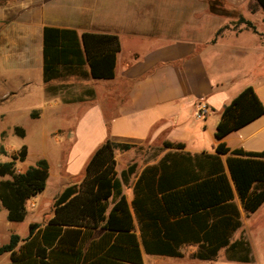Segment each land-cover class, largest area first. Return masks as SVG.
<instances>
[{
    "label": "crops",
    "instance_id": "0c3cea01",
    "mask_svg": "<svg viewBox=\"0 0 264 264\" xmlns=\"http://www.w3.org/2000/svg\"><path fill=\"white\" fill-rule=\"evenodd\" d=\"M44 27L73 30L78 36H116L119 51L114 77L96 80L72 75L44 82ZM1 41H7L12 49L4 63L17 65L9 70L20 72V79L25 77L28 86L35 83L37 87L34 95L39 104L31 109L33 119H44L49 108L79 113L73 131L63 139L68 145L63 161L53 166L41 158L48 164L43 192L48 186L55 190L52 200L32 214L29 224H44L53 217L54 198L64 188L82 182L89 158L110 140L132 146L116 152L115 169L121 182L125 174L123 193L134 218L142 264H264V254L256 253L248 225L264 203L248 216L238 205L241 231L252 249L251 263L227 261L224 250L214 261L198 260L193 258L197 250L194 244L180 246L179 257L148 254L141 244L132 205L134 187L144 169L176 151L164 148L163 142L182 143V152L191 155L214 154L218 144L214 133L225 105L251 86L264 106V10L256 0H0ZM85 70L88 72L87 66ZM199 100L210 109L203 119L195 117ZM49 117L59 120L57 113ZM53 137L55 143L60 142ZM41 142L45 144L46 139L42 137ZM223 142L230 151L264 150V113ZM148 146H155L158 152L152 158L140 159L141 148ZM136 149H141L138 158ZM226 157L220 155L224 165ZM28 167L16 168L23 172ZM40 196L27 201L30 208L36 207L33 199ZM0 213L4 217L0 226L10 236L12 223L3 208ZM24 234L20 237L27 232Z\"/></svg>",
    "mask_w": 264,
    "mask_h": 264
},
{
    "label": "trees",
    "instance_id": "16d2710c",
    "mask_svg": "<svg viewBox=\"0 0 264 264\" xmlns=\"http://www.w3.org/2000/svg\"><path fill=\"white\" fill-rule=\"evenodd\" d=\"M256 1L264 10V0ZM118 51L114 35L78 36L73 30L44 27L43 81L72 75L111 79ZM263 113L262 102L248 86L221 110L214 154L191 155L182 152V143L163 142L164 148L176 151L145 168L134 187L132 205L146 253L179 257L180 246L194 244L193 258L198 260L214 261L224 250L227 261L253 262L238 205L248 216L264 203V150L230 151L223 139ZM15 130L24 136L23 129ZM131 147L102 143L89 158L82 182L54 198L53 217L44 224L30 223L25 237L12 233L0 246V255H7L2 264H142L134 218L123 193L125 174L121 182L115 169L116 152ZM226 154L224 165L220 155ZM26 156L22 146L10 161L0 163V208L11 223L25 219L27 201L46 185L48 164L43 159L16 172V162Z\"/></svg>",
    "mask_w": 264,
    "mask_h": 264
},
{
    "label": "rangeland",
    "instance_id": "374dc122",
    "mask_svg": "<svg viewBox=\"0 0 264 264\" xmlns=\"http://www.w3.org/2000/svg\"><path fill=\"white\" fill-rule=\"evenodd\" d=\"M0 44V163L10 161L18 150L25 146L27 149L26 159L23 163L16 162V167L33 166L41 158H45L53 166H56L62 160L63 151L68 146L63 142V139L68 132L73 131L72 125L76 123V117L79 113L72 110L65 112L63 110L57 111L58 108H49L44 119H33L31 109L36 108L39 104L34 95L37 87L35 83L28 86L24 81L25 77L20 79V72L9 70V68L17 67V65L4 63L3 58L10 55L12 49L9 48L7 41H1ZM10 75L14 77H10ZM56 113L59 120L48 118V115ZM16 128L24 130L23 137L17 135ZM58 130H60V134L57 133ZM53 136L58 137L60 142L55 143ZM42 137L46 139L45 144L41 142ZM141 149L144 150L140 157L143 160L152 158L158 152L155 146ZM141 149L135 150L136 158H138V152ZM127 165L129 166V163ZM54 190V186H48L40 197L33 199L36 204L35 208H30L27 204L25 220L21 223H12L11 233L24 236L28 230L32 214L38 209L44 208L52 200ZM2 217L3 214L0 213V218ZM248 225H250L249 234L256 253L264 254V208L254 215ZM8 239V231L0 226V246L5 244ZM186 257L188 258V256ZM6 261L7 255H0V264Z\"/></svg>",
    "mask_w": 264,
    "mask_h": 264
},
{
    "label": "built area",
    "instance_id": "2783aa9c",
    "mask_svg": "<svg viewBox=\"0 0 264 264\" xmlns=\"http://www.w3.org/2000/svg\"><path fill=\"white\" fill-rule=\"evenodd\" d=\"M210 112L209 106L204 100H199L195 106V117L196 119H203ZM16 172L19 173L16 169Z\"/></svg>",
    "mask_w": 264,
    "mask_h": 264
}]
</instances>
